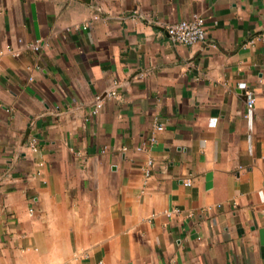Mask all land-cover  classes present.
<instances>
[{
	"label": "crops",
	"instance_id": "crops-1",
	"mask_svg": "<svg viewBox=\"0 0 264 264\" xmlns=\"http://www.w3.org/2000/svg\"><path fill=\"white\" fill-rule=\"evenodd\" d=\"M0 49V264H264V0H0Z\"/></svg>",
	"mask_w": 264,
	"mask_h": 264
},
{
	"label": "built area",
	"instance_id": "built-area-1",
	"mask_svg": "<svg viewBox=\"0 0 264 264\" xmlns=\"http://www.w3.org/2000/svg\"><path fill=\"white\" fill-rule=\"evenodd\" d=\"M97 16L95 15V18ZM84 28H87L84 26ZM166 30L170 36V39L174 43H181L185 45H193L198 42H205L207 40V29H206V20L203 16H200L198 14H195L191 19L188 20H182L178 21L172 24H169L166 26ZM30 48H32L35 51L40 50V45L36 42L34 44L28 45ZM4 55V50L0 49V63L2 61ZM246 105L248 110H252L255 107L257 98L252 90H246ZM110 97H118L119 94L116 90H112L109 92ZM102 107V103L99 102L96 104V106L93 108L92 113L93 115H96L99 113L100 109ZM247 117L249 114L246 115ZM164 130V126L162 124H159L155 127L156 132H161ZM150 144H154L157 142V137L154 134L149 140ZM30 149L33 152H37L39 150V144L38 139L36 137H33L30 142ZM143 146H137V151H142ZM125 149H127L125 147ZM154 167V160L148 159L146 163L142 166V170L146 177H150L153 172ZM186 186L192 185V178L188 177L184 181ZM180 212V209L176 208L170 212H168V215H171L172 213H178Z\"/></svg>",
	"mask_w": 264,
	"mask_h": 264
}]
</instances>
